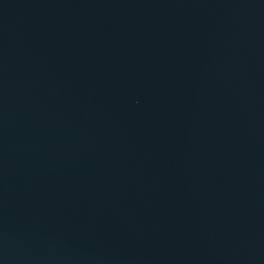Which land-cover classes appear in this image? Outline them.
I'll return each mask as SVG.
<instances>
[{
  "label": "water",
  "instance_id": "water-1",
  "mask_svg": "<svg viewBox=\"0 0 264 264\" xmlns=\"http://www.w3.org/2000/svg\"><path fill=\"white\" fill-rule=\"evenodd\" d=\"M0 264H264V0H0Z\"/></svg>",
  "mask_w": 264,
  "mask_h": 264
}]
</instances>
